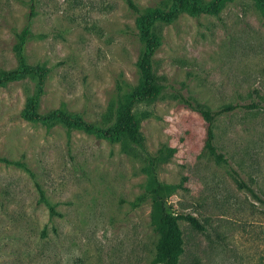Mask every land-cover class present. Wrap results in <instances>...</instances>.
<instances>
[{"label":"rangeland","instance_id":"374dc122","mask_svg":"<svg viewBox=\"0 0 264 264\" xmlns=\"http://www.w3.org/2000/svg\"><path fill=\"white\" fill-rule=\"evenodd\" d=\"M132 1L139 9L169 4ZM154 28L160 45L150 64L162 94L132 107L144 151L27 122L21 112L33 81L0 84V264H150L158 232L144 154L159 150H171L155 171L173 187L167 211L203 228L177 221L176 264H264V14L253 0H231L216 15L182 13ZM141 48L122 0H0V81L20 58L43 67L39 114L62 107L108 127L118 98L137 86ZM177 94L211 111L257 106L215 120L214 145L228 165L208 154L205 122Z\"/></svg>","mask_w":264,"mask_h":264},{"label":"trees","instance_id":"16d2710c","mask_svg":"<svg viewBox=\"0 0 264 264\" xmlns=\"http://www.w3.org/2000/svg\"><path fill=\"white\" fill-rule=\"evenodd\" d=\"M134 16V23L137 29V36L142 44L141 53L137 60V71L139 80L137 86L133 88L128 96L119 99L116 102L113 122L105 128L93 126L83 121L78 115L66 112L62 107L51 110L44 114L37 112L38 96L46 71L43 67H28L23 59H19V68L15 71L6 73L4 81H9L17 77L26 76L34 83V91L27 96L26 104L21 112V117L30 123H40L46 127L52 124L61 126L67 133L71 131H81L86 135L96 139L114 142L123 140L129 145L143 150V138L139 132L138 119L133 113L132 107L139 104H150L156 101L162 94V87L155 81L150 59L156 48L160 45V37L155 31V26L168 24L178 15L185 13L195 17L200 13L216 15L221 7L231 0H212L210 3H203L202 0H169L168 7L165 9L151 7L139 9L132 0H122ZM255 5L264 14V0H253ZM177 102L187 109L196 111L205 122L204 147L208 154L218 163L227 164L224 157L217 152L214 145V123L219 115L232 112L236 109L251 110L257 106L248 105H226L216 111L204 109L195 105L190 99L181 94L175 96ZM171 150L162 152L159 150L155 156L145 155L147 175V194L152 201V221L158 232V239L155 244L154 257L150 264H176L177 257L182 251V239L177 227V221H186L193 229L202 231V226L197 219L189 214H172L167 211L166 198L173 191V187L161 184L155 175L156 167L159 163L165 161L170 156ZM6 164L21 167L28 171L22 164L3 160ZM239 189L247 192L253 199L261 202L254 192L246 186L238 175L231 170ZM39 190V188H38ZM40 195L41 191L39 190ZM262 203V202H261ZM49 212L53 213L51 207Z\"/></svg>","mask_w":264,"mask_h":264}]
</instances>
